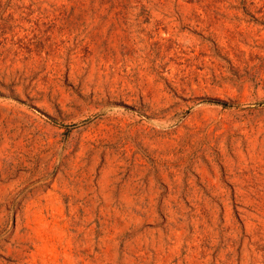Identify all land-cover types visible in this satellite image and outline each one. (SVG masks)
Returning a JSON list of instances; mask_svg holds the SVG:
<instances>
[{
	"label": "rangeland",
	"instance_id": "rangeland-1",
	"mask_svg": "<svg viewBox=\"0 0 264 264\" xmlns=\"http://www.w3.org/2000/svg\"><path fill=\"white\" fill-rule=\"evenodd\" d=\"M0 264H264V0H0Z\"/></svg>",
	"mask_w": 264,
	"mask_h": 264
},
{
	"label": "trees",
	"instance_id": "trees-1",
	"mask_svg": "<svg viewBox=\"0 0 264 264\" xmlns=\"http://www.w3.org/2000/svg\"><path fill=\"white\" fill-rule=\"evenodd\" d=\"M48 118H49V120H50L51 122H53V123H54L53 119H51L50 117H48Z\"/></svg>",
	"mask_w": 264,
	"mask_h": 264
}]
</instances>
